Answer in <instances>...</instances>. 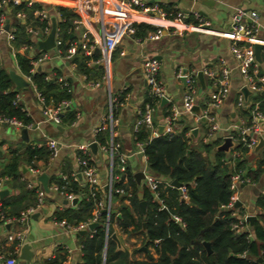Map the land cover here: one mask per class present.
Masks as SVG:
<instances>
[{"label": "crops", "instance_id": "1", "mask_svg": "<svg viewBox=\"0 0 264 264\" xmlns=\"http://www.w3.org/2000/svg\"><path fill=\"white\" fill-rule=\"evenodd\" d=\"M34 1H37V4H40L48 12L50 26L51 19H54L55 27L57 26L56 8L63 7L68 10H78L77 14L82 20V27L88 31L89 35L96 36L100 32V24L97 21V13L95 12L97 5L95 0L90 10L87 11L84 8H79L83 0ZM126 1L103 0V9H105L104 30L109 50L106 79L97 81L95 86L89 87L86 81H83L77 73L68 78L71 85L70 97L72 99V105L69 110L74 113V118L68 120L63 114L61 123L53 125V129L60 135L59 138L51 137L59 143L57 156L53 159H48L46 163L42 160L35 161V174L29 172V167L31 166L26 165L22 161L19 162L20 181H25L26 179L34 180L42 187L38 176L44 173L47 176V191H44L43 205L40 209L24 219H20L19 216L15 218L9 217L7 222L0 224V250L6 257H12L15 260V264L24 262L19 258V255L22 246L25 244L29 246L31 252L30 260L25 261V264H44L60 255H64L65 258L62 264H81L82 252L80 243L82 234L77 235V233L68 232L53 221L55 212L74 207L78 198H76L74 205L65 202L59 191L49 188L52 184L50 183V178L63 174L61 173L62 166L70 174H73V171L75 172L77 169L75 156L78 150L77 147L79 145H89L91 142L96 141L94 128L100 118L108 111L109 96L114 98L123 92L121 104L117 106L115 112L116 123L112 126L111 133L108 129L105 130V142L108 143L112 139L119 144L121 153L125 155V168H127L134 181L133 174L142 173V170L154 176L146 166L142 148L139 143L134 142V133L140 126V110L147 96V86L142 75V64L147 58L154 57L159 62L157 79L164 85L166 98L165 103H161L160 99L154 101L152 105L150 135L154 137L167 133V123L164 115L166 111L169 113L173 107L181 109V98L184 91L183 82L181 79H176L173 74L178 67L189 71L193 70L197 73L203 67L215 68L218 58H224L227 63L233 64L228 52L229 39L224 33L228 29L234 7L256 12L260 25L258 37L264 39V0H140L146 5H157L159 7L160 5H170L176 15L171 19L162 18L153 13L130 11L123 6ZM193 13L200 14L207 21L208 25L205 26V30H198L195 23H193ZM10 14L8 11V15ZM180 14L183 15V20L177 19ZM184 19L189 20L184 21ZM125 22L149 24L159 28L161 36L155 40L135 42L130 36L122 32ZM46 35L37 41L43 40ZM74 36L77 37V35ZM19 50L20 48L15 49L11 45V41L0 35V67L6 70L7 73L13 71L20 75L14 59V54ZM44 51L47 50L38 49L35 44L33 49L35 54ZM58 60L60 58L53 52L52 55H47V58L40 62L35 70H41L45 74H51L58 69L66 70L61 60L59 66L56 67ZM183 60H186V64H183ZM259 69L264 72L261 62L259 63ZM201 76L202 84L199 83L196 76L197 86L193 105V107H196V111L192 110V114L182 113L179 115L174 123L176 125L171 129V133L179 130L181 125L179 126L178 120L181 121L183 124L182 128L186 125L187 131L190 132L189 135H187V132L185 134L189 138V146L197 149L204 160L211 161L213 159V148L206 150L199 147L200 140L205 134V123L203 121L196 123L193 117L194 114L203 108L211 91L208 81L203 75ZM11 83L12 90L26 91L31 89L33 92V95L24 93L19 98V104L30 117L31 124L28 127H13L12 130L0 124V172L9 160V150H16L17 153L21 154L24 146L34 145L38 147L44 145L47 140L44 143L36 140L40 135L44 136L46 124L37 117V100L32 86L28 84L25 89L17 90L12 81ZM240 86V77L237 71L233 69L230 75L228 93L220 107L215 111L221 128H227L232 123L237 122L240 119L239 117L245 116L234 108V98ZM244 98L247 99L246 103H249V100L254 99V95H249L248 93ZM159 127L161 132H158ZM21 128L27 129L26 141L19 136ZM28 128H31V131H28ZM192 129H196L194 134L191 133ZM221 133L223 132L216 133L210 141L219 138ZM217 145L214 149H216ZM252 151L255 154L247 162L250 166H254L256 160L260 157L261 146L258 149L254 148ZM88 153L97 171L101 190L100 196H103L102 187L107 185L112 171L111 157L108 152L100 151L97 145L95 153H92L89 148ZM227 158L226 160H228ZM49 166L55 167L52 173L47 170ZM78 179L82 182L81 185L85 184L80 178ZM135 183L137 187L144 184L143 178L138 182L135 181ZM11 184V181L6 177L0 188V192L5 191V193L0 195V200L18 194V189ZM262 191H264V170L255 182L239 184L235 192L234 205L236 206L234 207L233 205L236 217L241 218L242 216L252 215L254 216L253 220H255L261 212L260 208L256 206L255 200ZM111 202L112 209H115V211H117L118 206L121 207L120 205H123L124 207L127 205V200L123 201L122 204H118L119 202L116 199ZM29 207L32 206L27 208ZM4 209L6 210V208ZM22 211L19 212V215ZM112 227L113 231L111 233H114L116 241L112 240L117 249H125L129 259L139 260L145 258L146 252L144 247L141 246V234H127L119 230L115 225ZM84 231L90 232L88 229ZM10 234H19L21 240L8 241L6 237ZM148 251L149 254L156 258V254L150 247ZM0 264H2L1 261Z\"/></svg>", "mask_w": 264, "mask_h": 264}, {"label": "trees", "instance_id": "2", "mask_svg": "<svg viewBox=\"0 0 264 264\" xmlns=\"http://www.w3.org/2000/svg\"><path fill=\"white\" fill-rule=\"evenodd\" d=\"M37 7L39 5L33 3L27 8L22 2L18 5H9V12L14 15L17 11H23L26 14L24 24L30 22L32 25L42 26L43 24L34 21L31 15L32 10ZM160 7L166 12V18L171 19L176 16L170 5H160ZM56 11L61 18L57 26L61 41L60 49L64 52L75 40L71 26V18L74 14L63 7H57ZM24 24L17 21L11 24L14 27L11 45L15 49L31 44L24 31ZM133 27V37L140 38L147 32L155 30L154 26L146 23H133ZM19 51L14 54V59L18 72L25 75L30 68V60L35 59L38 53L32 56L24 50ZM91 57L95 59L97 54L93 53ZM260 59L264 69V48L260 51ZM87 60V56L76 50L69 62L75 65L74 73L85 75L87 81H101L102 67L98 64L88 65ZM55 73L59 74V71ZM44 74L41 70H35L30 75L31 82L40 95L52 102L70 98V93L57 83L44 81ZM11 86L7 71L0 67V116L13 117L24 127L28 126L31 124V119L22 109L21 104H13L17 91L12 90ZM122 95L123 92L118 96L120 102ZM254 99H259V107L264 113V97L256 95ZM154 101L155 99L147 94L143 104L153 105ZM116 108L112 109L113 117H115ZM239 112L247 115L245 110ZM167 113L166 111L164 115ZM64 116L72 120L74 113L67 109ZM178 123L179 126L181 125L178 131L154 137L150 135L149 128L140 124L134 133V142L142 144V153L148 170L155 177L166 181L176 180L184 185L187 199L181 200L175 188L164 187L162 184H159L157 189L158 199H153L151 192L144 184L137 187L127 168L122 173L117 171L116 159L113 158L111 173L113 176L116 175L117 179L111 185V201L116 199L118 204H122L124 200H127V205L118 206L117 216L114 213L100 212V217L92 231L83 232L80 243L81 264H257V258L264 259V194L256 197L255 204L261 212L247 230L234 231L231 225L237 221V218L231 215L230 210L223 208L231 194L228 188L229 175L234 171H240L242 177L255 182L264 170V153L261 151L260 154L263 155L256 160L254 166H250L242 156L246 150L237 145L235 148L240 149L241 155L233 160V166L230 167L226 160L227 152L214 149L218 140L203 141L205 137L203 135L199 147L206 150L213 148V159L206 161L197 149L189 146V138L185 135L188 130L186 125L182 128V122L178 120ZM95 140L98 144L105 145L107 143L105 130L97 133ZM9 154V160L2 168L0 175L11 181V185L18 189V194L2 199L0 203L3 214L6 217L15 218L19 216L20 211L35 204L34 190L26 188L25 181H20L19 162L22 161L36 168L35 161L42 160L44 163L48 161L49 151L44 145L38 147L26 145L21 154L16 150H9ZM75 156L78 159L86 158L87 163L93 165L89 156L81 151L77 150ZM78 168L77 166L73 173H76ZM61 169V173L66 174V179L54 176L50 178V183L57 184L62 192L72 193L78 201L74 207L62 209L60 212H55L53 216L56 220L63 219L67 224L75 225L91 217L93 204L101 196L98 192L92 197L86 184L81 185L82 182L78 178L74 179L63 166ZM115 188H121L123 193H115L113 191ZM141 200L145 202L144 213L141 212L138 204ZM161 206L164 209L160 208ZM173 216L179 218V223L173 220ZM113 225L127 234L142 235L141 246L146 252L144 259H129L125 249L116 248L114 241L109 237L113 231ZM201 242L208 243L209 253L205 251ZM149 247L156 254V258L149 254ZM64 260V255H60L44 264H62Z\"/></svg>", "mask_w": 264, "mask_h": 264}, {"label": "built area", "instance_id": "3", "mask_svg": "<svg viewBox=\"0 0 264 264\" xmlns=\"http://www.w3.org/2000/svg\"><path fill=\"white\" fill-rule=\"evenodd\" d=\"M24 2L25 7L29 8L31 4L37 3L34 0H0V35L4 36L6 40L11 41L13 38V30L14 27L11 26L8 19V11L9 5H18ZM94 0H83L81 6L79 8H84L86 11L90 10V7ZM97 2L96 5V18L100 24V32L96 36L89 35L88 31L83 29L82 20L80 16L77 14L78 10H69L74 16L71 18V26L72 32L75 36V40L69 44V46L65 49V51H61L60 49V37H59V29L58 26L55 27L54 37H53V52L54 54L60 58L61 62L66 69V74L63 75L61 73L56 74L52 72L51 74H44V81H53L57 83L60 87L64 88L66 92L71 93V85L68 82V78L74 74L75 65L69 62L71 56L78 50L81 54L88 57L87 64L88 65H100L103 70L102 80H105L107 77V67H108V58H109V50L108 43L106 39V33L104 30V19H105V9H103V0H95ZM32 10L31 15L33 20L43 24L32 25L30 22L25 23L26 14L23 11H17L14 13V17L17 22L24 24V31L28 35L31 44L21 46L20 49L26 51L29 55H36L33 52L36 41L44 37L50 29V21L49 15L44 7L40 6ZM123 6L133 12H147L153 13L159 17L166 18V12L157 5H146L140 0H127ZM58 17V22L61 20L59 13H56ZM183 15L180 14L177 19L183 20ZM193 19L198 30H205V26L208 25L207 21L198 14L193 13ZM7 23V29L5 30L4 26ZM260 30V25L258 22L257 14L254 10H245L240 7H234L231 13L230 22L228 25V29L224 33V35L229 39L228 44V52L231 56L233 64L230 65L226 62L224 58H218L215 68H207L203 67L200 72L201 75L206 78L210 85V94L207 98L205 105L201 108L196 114L193 115L194 121L199 123L203 121L205 123V137L203 141H210L213 136L218 132H223L220 134L218 140V145L222 143L224 138H229L231 145L227 148L228 155V164L230 167L233 166V160L237 157H240V149L235 148L239 145L241 148L248 151L254 150V148L259 143V139L263 140V145L261 146L262 152L264 153V113L259 107V99L249 100V103H246L247 99L244 98L241 88L244 87L249 95L261 96L264 97V72H261L259 69V63H257L254 59L253 46L254 44H259L261 49L264 48V39L258 37V32ZM122 32L128 36H130L135 42H143L149 40H155L161 36V32L159 28H155L154 31L147 32L144 37H133L134 27L133 23L125 22L122 27ZM96 50V52H95ZM261 51V50H260ZM93 53L97 54V57L94 59L91 57ZM47 58L46 53L39 52L35 59H31L29 64L30 68L27 74H20L21 77L26 81L29 85L32 86L35 97L40 105V110L42 115L45 118V121H50L53 124H60L62 121V116L67 109H69L72 105V99L63 98L56 102H52L50 100H46L39 92L35 90L33 86L30 75L34 73L37 65ZM159 69V62L154 57L147 58L142 64V75L143 79L147 86V94L150 95L155 101L165 98V88L164 85L158 81L157 73ZM235 69L240 77L241 86L236 94L234 101V108L238 111L245 110L247 111V115L243 117H239L240 119L237 122L232 123L227 128H221L218 121L215 111L220 107L223 100L225 99L228 88H229V80L232 70ZM174 77L176 79H181L183 82V95L181 98V109H177L173 107L170 109L169 113L165 115V122L167 123L166 132L171 133V129L174 128L179 115L182 113L192 114V108L194 105V93L196 91L197 80H196V72L193 70H186L178 67L174 71ZM83 81H86L87 86L93 87L97 84V82H90L86 80L85 75H80ZM119 96V95H118ZM118 96L112 98L108 97V111L101 118L98 124L94 128V134H97L103 130L108 129L111 133L112 126L116 123L115 117L112 115V109L119 106L121 104L118 101ZM249 97V96H248ZM19 94L15 93L13 104H19ZM152 104L146 103L143 106V110L140 117V124H143L147 128H151V114H152ZM0 124H6L13 126L15 128L24 127L21 122L13 117H5L0 116ZM29 126V125H28ZM25 126V127H28ZM190 132L187 131V135ZM97 145L98 149L103 152H108L111 157V162L113 158L116 159V169L118 172H123L125 170V155L121 153L119 149V144L112 139L109 140L105 145H100L96 141H94ZM142 148V144H140ZM44 146L49 151V159H53L57 156L59 151V143L53 139L48 138ZM89 145H79L77 149L81 151L84 155L89 156L88 153ZM86 158L78 159L76 158L77 166L79 167L76 173L72 174L74 179L79 175L81 181L85 183L88 187V191L92 197H94L95 193L101 192L100 185L98 181V175L95 167L93 165H89L87 163ZM29 172L32 174L36 173V170L32 167H29ZM62 179H66V175L60 174ZM142 178L144 185L151 192L153 199L157 200V189L159 184H162L164 187L168 186L170 188H174L170 185V181H166L160 179L158 177L152 176L148 173H145L142 170ZM117 179L116 175H112L110 173V178L107 183V191L101 196V198L95 200L93 204V209L91 211V217L86 219L83 222H78L75 225L67 224L63 219L56 220L53 218L60 227L66 229V231L71 233H77L78 231H84L87 229L88 225L91 223H95L99 217L100 212L111 213L112 210V202H111V185L112 182ZM6 177H0V188L3 185ZM249 179L241 176L240 171H234L229 175L228 188L231 192L230 197L227 203L223 206L224 209L230 210L231 215L236 217L233 211V205L235 203V192L239 186V184L249 183ZM26 188L33 189L35 194V204L32 207H29L22 211L19 215L20 219H24L28 217L34 211L40 209L43 205L44 200V190L43 188L36 183L34 180L26 179L25 180ZM50 189L59 191L64 200L68 203L73 198H76L72 193H65L60 191V188L57 184L52 183L49 186ZM178 191L179 198L181 200H186V188L184 185L178 186L175 188ZM62 190V188H61ZM117 194H122L123 190L121 188H115L113 190ZM264 194V191L261 192ZM128 195V194H127ZM126 201V200H124ZM160 202V200H158ZM160 208L164 209L163 206ZM114 214L117 216L118 212L115 211ZM237 218V221L231 225V228L234 231L239 230H247V222L244 220V216L241 218ZM9 220V217H6L1 208L0 203V224H4ZM173 220L179 223V218L173 216ZM107 224V218L106 222ZM92 229L90 230V232ZM110 235V234H109ZM8 241H13L14 239L20 241L21 236L19 234L8 235L6 237ZM155 243V241H154ZM0 261L2 264H15V260L12 257H6L0 250ZM257 264H264V259H261Z\"/></svg>", "mask_w": 264, "mask_h": 264}, {"label": "water", "instance_id": "4", "mask_svg": "<svg viewBox=\"0 0 264 264\" xmlns=\"http://www.w3.org/2000/svg\"><path fill=\"white\" fill-rule=\"evenodd\" d=\"M7 26L8 25L6 23L5 26H4L5 30L7 29ZM54 30H55L54 19H51V26H50V30H49L48 34L46 35V37L43 40L36 42V45H37V48L38 49L48 50L51 47H53V44H54L53 43ZM260 50H261V46L259 44H254V46H253V53H254V59H255V61L257 63H260L261 62V59H260ZM95 52H96V50H95ZM8 75H9V78L11 79V81L13 82V84L15 86V89H17V90L18 89H25L27 87L28 83L26 81H24L20 75L16 74L13 71H9L8 72ZM196 76H197V79H198L199 83L202 84L201 72L198 71L196 73ZM241 92H242V94H243L244 97L248 94V91L244 87L241 88ZM160 102L161 103H165L166 102V98H162L160 100ZM192 110H195L196 111V107L194 106L192 108ZM195 131H196V129H192L191 133L194 134ZM158 132H161L160 127L158 128ZM26 134H27V129L26 128H21L20 131H19V136L24 141L27 140ZM230 145H231L230 139L229 138H224L223 141H222V143L219 144V145H217L216 150H220V151L226 152L227 151V148ZM262 145H263V140L262 139H259V143L255 147V149H258ZM89 149H90V151L92 153H95L96 152V144H95V142H91L89 144ZM77 177L80 178L79 175H77ZM133 177H134L135 181L138 182V181H140V179L143 176H142V173L137 172V173H134L133 174ZM38 180L41 182L43 190L44 191H47V186H46L47 176H46V174L42 173L41 175H39L38 176ZM170 185L172 187H174V188H177L178 186H180V183L177 182L176 180H171L170 181ZM102 190L105 193L107 191V185H104L102 187ZM4 193H5V191H1L0 192V195H2ZM75 203H76V198H73L70 201V204L71 205H74ZM138 204H139V207L141 209V212L144 213V211H145V202L143 200H141V201H139ZM120 206L123 207V205H120ZM235 206L236 205H234V207ZM114 212H115V209H112L111 210V213H114ZM253 219H254V216H252V215L244 216V220L248 223V225H251ZM141 225H142V229H143L144 223L142 222ZM94 226H96V223H91V224L88 225L87 229L88 230H91V229H93ZM83 232L84 231H78L77 232V235L83 234ZM109 237L111 239H113V240L116 241V237H115L114 233H111L109 235ZM201 243H202V246L204 247L205 251L207 253H209L210 252V249H209L208 243L207 242H201ZM30 257H31V252L29 250V246L25 244L21 248L19 258L25 262V261H29L30 260ZM256 260H257V262H259L261 259L260 258H257ZM24 262H21L19 264H25Z\"/></svg>", "mask_w": 264, "mask_h": 264}, {"label": "rangeland", "instance_id": "5", "mask_svg": "<svg viewBox=\"0 0 264 264\" xmlns=\"http://www.w3.org/2000/svg\"><path fill=\"white\" fill-rule=\"evenodd\" d=\"M8 18H10L9 20V23L12 24L14 21H16L15 17L13 15H8L7 16ZM42 53V52H41ZM43 53H46L47 55H52L53 54V50L52 49H49L47 51H44ZM60 60L57 61V66H59L60 64ZM183 64H186V60H183ZM59 73L65 75L66 74V70H63V69H58ZM17 93L19 94V96L21 97L24 93H27V94H32L33 92L31 91V89H28L26 91L24 90H18ZM33 95V94H32ZM235 99V98H234ZM36 106L38 107V118L45 122V132H44V136H39L36 140L37 141H40L41 143H44V141L48 138H59L60 135H58V133L53 129V124L52 122L50 121H45V118L44 116L42 115L41 113V110H40V105L38 104V102H36ZM218 123H219V120L217 119ZM2 126L4 127H7L8 129L12 130L13 129V126H10V125H6V124H2ZM53 129V130H52ZM28 131H31V128H28ZM215 148V147H214ZM255 152L254 151H248L247 153H243L242 156L243 158H245V160L248 162L249 159H251L253 156H254ZM263 154H260V157L262 156ZM226 157H228V155H226ZM48 172L49 173H52L54 170H55V167L54 166H49L48 167Z\"/></svg>", "mask_w": 264, "mask_h": 264}]
</instances>
